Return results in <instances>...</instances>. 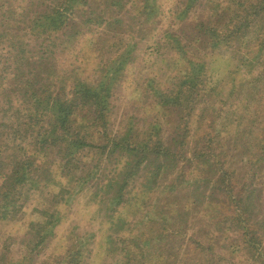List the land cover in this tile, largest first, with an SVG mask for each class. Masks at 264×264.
I'll return each instance as SVG.
<instances>
[{
  "label": "rangeland",
  "instance_id": "obj_1",
  "mask_svg": "<svg viewBox=\"0 0 264 264\" xmlns=\"http://www.w3.org/2000/svg\"><path fill=\"white\" fill-rule=\"evenodd\" d=\"M186 1L89 0V5L83 8L76 0L70 8L79 6L86 12H93L90 15L93 21L83 25L81 22L86 16L80 18L81 10L67 11L71 13L69 19L77 23L75 29L80 31V36H69L73 28L68 26L64 32L44 41L45 38L30 37L23 32H27L33 14L36 16L42 10L48 12L49 7L60 5L62 0H0V76H5L14 64L23 72H34L33 63L22 62L21 57H17L20 48L37 55L40 48L48 45L46 53L52 51L51 63L60 72V78L67 74V78L99 80L102 78L99 77L100 64L110 59L109 77L113 86L106 135L126 136L128 140L138 135L137 138L142 139L141 132L153 118L151 110H162L159 106L152 109L158 102V95L162 93L165 100V94L171 92L177 94V103L174 105L170 99L167 104L174 125L171 128L160 122L162 141L170 142L171 136L180 140L183 122L192 129L198 117H203V124L211 125L212 140L215 143L219 138L217 145L222 148L214 151L213 172H202L198 179L193 175L183 177L180 183L176 179L181 170L178 169L183 166L186 172L192 170L184 159L174 168L164 169L148 186H144L145 180L154 171L143 162L129 177L128 187L122 192L126 200L119 207L116 203L121 181L135 159L126 162L127 153L117 149L108 161H103L104 155L99 149L85 148L76 153L75 162L63 167L61 156L52 149L47 160L37 162L38 170L31 167L33 172H28L31 181L14 189L17 193L14 206L7 210L10 212L0 211L4 219L0 218V264H65L67 253L80 242L86 246L82 264H264L261 258L264 257V50L259 47L264 41V13L257 15L255 9V13L247 17L251 26L236 35L237 40L232 37L233 47L222 41V30L229 34L227 30L232 31L236 19L241 22L240 9L230 8L225 15L218 11L213 14L209 5L215 7L216 0H197L192 9L185 11ZM219 3L227 6L223 0ZM218 14H223L225 19L215 24L214 16ZM229 15L235 16L230 22ZM198 24L203 25L201 30ZM219 24L226 26L220 28L222 33L217 30ZM166 31H175L184 44L192 43L193 53L186 55L181 51L178 54L172 51L170 43L162 44L161 36ZM10 38L15 41L11 42ZM85 56L86 60L81 62ZM186 59L190 60L188 68L192 65V73L201 74L205 80L206 93L201 97L187 98L182 91L178 93L179 83L187 73ZM119 60H125L120 68ZM61 81L60 86L69 90L70 81ZM41 83L33 85L34 89L43 92L52 88L43 79ZM24 85L22 80L13 78L12 73L0 80V144L5 148L0 153L1 163L8 162L17 147L26 148L31 141L32 130L19 132L16 137L12 133L15 128L24 131L19 116L30 109L29 93L23 90ZM10 97L13 106L18 105L23 112L9 108L7 99ZM46 121L45 118L44 124ZM75 131L81 130L74 124ZM96 131L91 126L84 136L87 142L99 146L106 139L102 130L101 133ZM192 134L195 133L190 134L191 145L197 140V135ZM220 160H225L222 170L227 172L223 179L229 185L232 183L231 190L235 187L228 191L229 194L242 193L241 202L235 199L238 207L248 204L244 214L243 211L242 214L231 212L233 203L228 201V196L225 207L216 205L213 208L210 196H214L213 199L220 198L221 194L224 196L215 188L219 185L216 162ZM117 163L122 167L119 182L107 188L108 177L113 175ZM39 165H43L41 169ZM6 169L5 166L0 169V176ZM83 178L88 179V183H83ZM215 181L218 184L215 185ZM6 188L11 186L3 184L0 177V190ZM105 192L109 193L107 197ZM195 194L199 196L198 203L190 209L189 203ZM175 197L180 199L177 206L180 211L171 214L168 203ZM186 207L189 209L184 211ZM115 208L119 210L116 216L124 222L118 232H114L118 227L106 222L109 211ZM226 217L229 220L220 222ZM51 232L52 236H46L36 247L38 237ZM106 234L107 237L111 235L112 244L108 248L113 250L99 256L107 240ZM129 251L136 253L137 260H129ZM141 252L143 258L138 259ZM158 254L164 256L163 263L160 257L155 258ZM198 255L204 257L201 259Z\"/></svg>",
  "mask_w": 264,
  "mask_h": 264
},
{
  "label": "trees",
  "instance_id": "obj_2",
  "mask_svg": "<svg viewBox=\"0 0 264 264\" xmlns=\"http://www.w3.org/2000/svg\"><path fill=\"white\" fill-rule=\"evenodd\" d=\"M77 1L82 4L83 8H86V6L89 5V0ZM220 1L222 0L215 1V7L214 5H209V9L214 10L213 14L217 13L216 11H218L219 13L221 12L225 15L230 8H238L240 9L239 13L242 14L241 22H239V19L237 18L236 24H234V26L232 27V31L227 30V32L229 31V34L224 32V28L226 27L225 25L220 26L219 24L217 26V30L219 32H221L220 28L224 29L222 30L223 33L221 32L222 41H224L226 45L231 43V45L235 47V44L233 43L234 40L232 37H234L235 39L236 35L250 28L251 21L249 22L247 17L250 16L251 13L254 14L255 9L257 11V15L261 14L262 12L264 13V0L258 1V4L256 2L253 3L251 0H223V2H225V5H227L225 7L222 6L221 3H219ZM75 2L76 0H62V2H60V5L49 7L48 12L47 10H42V12L38 13L36 16H34L33 14L30 20L28 21L29 26L27 32L24 31L23 33H28L30 37L45 38L44 41H46L49 40L52 35L58 34L62 31L64 32V30L68 28V26L71 29L72 26L73 30H71L69 36L78 38L80 36V31L75 29L77 28V23L69 19V15L71 13L67 11H71L72 13H74L76 10H81V12H79L80 18L86 16L81 22L83 25H87L88 23H91L93 21L90 16L93 12H86L82 10L79 6L71 9L70 5ZM196 2L197 0H187L184 10L188 11V9H192V7L196 5ZM234 11L235 9L232 10L231 13H233ZM223 14L215 15V21L213 22L215 24H218L219 20H224L225 17H222ZM234 18L235 16L233 15L227 16L229 22ZM198 27L199 29L203 28V25L198 24ZM241 28H243L244 30L242 31ZM206 29L208 28H204L203 30ZM204 33L207 32L203 31V34ZM161 37L162 44L170 43V48L172 49V51L177 52L178 54L183 51L184 53H186V55L193 53L192 43H182V38L179 37V34L177 35L175 31H166ZM239 37L238 41L240 40ZM10 39L11 42L15 41V39ZM44 41L42 42V47L44 46ZM261 43L262 44L259 47H261L263 51L264 41ZM47 46L48 45H45L46 48H40L38 50L37 53L40 55H34V53L30 55L29 50H27L26 52V49L20 48V55H18L17 57H21L22 62L25 61L27 63H33L34 72H23L17 64H14L15 67H13L12 70L8 71V73H12L13 78L17 80H22L23 83H25L23 90L25 88L28 91L27 93H29L28 104L30 105V109L28 110L27 108L23 112L22 108L17 107L18 105L15 107L13 106V100L11 99V97L7 99L9 108L14 110L15 112H23L20 114L19 117L20 119H22L21 121H23V125L25 126L24 131H21L20 128H15L12 133L16 137L19 135V132H27L28 130H32V132L30 139L31 141L26 145V148L24 146L17 147V149H15L17 151H14L15 154L8 161L10 163L0 162V169H3L4 166L7 168L3 176H0L2 179V183H6L11 186L10 189L6 188L3 191L0 190V211H7L8 209L10 210L11 207L14 206V197L17 193V190L14 189L22 183L31 181V179L28 178V175L33 172L31 167H34L38 170L37 162L41 163L44 162L43 159L47 160L48 154L52 149H56L57 153H59V156H61L62 162L64 163L63 167L64 165L68 166V164H72V162H75L77 159L76 153H79V151H85V148L99 149L100 153L104 155L102 156L103 161H108L110 157L114 155L117 149L125 151L127 153L128 159L126 160V162H129L130 158L131 160L132 158L135 159L134 163L131 164L129 171L125 172L123 180L121 181L118 202L116 203V205H118L117 207H119L126 200L125 198H122V192L128 187L129 177H131L135 173L136 167L139 169L140 165L143 162H145L147 166H152L154 171H152L153 173L148 178V180H145L144 186H148L150 182L154 181V179L157 178L160 173L164 171V169L168 170L174 168L176 164L181 161V159H184L186 162H188L189 165L192 167V170H188L186 172V170L182 169L183 166H181V168L178 169L181 170L178 172V177H176L177 180H179L180 178H182L183 180V177L186 179L190 176L192 177V175L198 179V176L202 172L205 174L208 172H213V170L211 169V162L214 159V151L218 148L221 150L222 148L221 146L217 145L220 141L219 138H216L215 143L212 140L213 136L210 134V132H212L210 127L211 125H204L203 117H198L197 121H195L196 124H194L195 126L192 129H189L187 125H184V121L182 126L183 134L180 140H177L175 139V137L171 136L172 138L170 139V142L164 143L160 137V122H162L165 126L167 125L171 128L174 125L172 123V121H174L173 114L172 111L167 110V104L169 103L170 99H172L173 104L175 105V103H177L175 102L177 99V94L172 95L171 92H167L165 94V100H163L164 97L162 93L158 95V102H156L155 105H152V109H156V107L159 106L162 108V110H151L153 111V121L150 120L149 122H147V129L141 132L143 133V135H141L142 139H138V135L132 136V139L130 140L125 139L126 136H123V139L114 136H108L106 135L104 130L106 129L109 121L108 112L111 110V90L113 86V81L109 77L110 63H112L111 60L106 59V62L100 64L101 66L99 67V77L102 78L99 80L91 81L93 78H80L77 76L67 78V74H65L64 78H60V72L58 71L56 66L51 63L52 51H48V53H46ZM95 51H97V48H95ZM11 54L12 53H10V55ZM48 54H50L49 57ZM32 58L34 60H32ZM86 58L87 56L81 58V62H84ZM118 59L119 58H117V61ZM189 61L190 60L187 59L185 61V63L187 62V73L182 77V80L179 83V87L181 89L178 93L182 91L183 93L181 94H184L185 96H187V98L192 96L194 98H197L199 96L201 97L206 93L205 80L202 79L201 74L192 73V65L188 68L190 64L188 63ZM117 64L120 68L125 64V60H119ZM205 67H207V65ZM204 72L207 71L204 70ZM8 73H6L5 76H0V80H5V78H8ZM27 74H29L31 77L27 76ZM41 74H44V76H41ZM37 77H39V80L37 79ZM42 79L43 82H47L48 85L52 88H46L43 92H41V90H35L34 86L38 83H41ZM64 79L69 80L71 83L69 90H65L64 86H60V82H62L61 80ZM41 84L43 85V83ZM54 85L55 87L58 85L57 88H53ZM10 91L16 92L14 89H11ZM16 103L18 102L16 101ZM47 107L48 110L45 109ZM162 113H166L167 115ZM159 114H162V117H159ZM45 118L47 119L46 124H44ZM182 120H185V117H183ZM18 121L19 120H17V122ZM74 124L78 125L81 131L74 132ZM91 126L94 127L95 131L99 129L96 131V133H101L99 132L101 130L103 131L102 135H104L106 139L103 144L96 146L91 142H87L85 140L84 134L89 133L87 132V130ZM178 129L179 128H177L176 131ZM191 132L195 133L191 136L197 135V140L194 142L193 145H191L190 140ZM213 132L215 131L213 130ZM136 134H139V132H136ZM219 134L220 133L218 132L216 136L218 137ZM176 135H179V133H176ZM3 149L5 148L0 144V153ZM187 149H190L191 152H187ZM159 158H161V160H159ZM216 161H218L217 158ZM193 162L195 163V165H193ZM219 163L221 164L220 167ZM224 163L225 160H220V162H216V170L217 172L219 171V173L217 174V181H219V185H217L215 188L218 191L221 190L224 196H222L221 194V197L217 199H213L214 196H210V198L212 199V203H214L213 208H215L216 205L218 207H225V205H227L226 198L230 197V200L228 201L230 203H233L232 208L234 209L231 212L238 211L242 214L243 211L244 214L246 211H248V204L245 203V206L243 208L242 206L238 207L235 201H242V193L233 194V192L229 194L228 191L231 190L232 183L229 185L227 184V182H225V179H223L224 174L227 173L226 171L222 170V166ZM118 165V163L115 165L112 171L113 175L111 177H108V183H106L107 188H112L114 182H119L118 179L121 175L120 172L122 170V167ZM42 166L39 165V169H41ZM87 175L89 176V174ZM228 175L232 177L231 173ZM83 179V183H88V179ZM204 180L205 179H203V181ZM180 182L181 180H179V183ZM216 184H218V182L215 181V185ZM234 188L235 187H233L232 190H234ZM108 194V192H105L106 197L108 196ZM193 199L194 200H191L189 203L190 209H192L194 206H197V199H199V196L195 194V197L193 196ZM103 200H106V198ZM179 200V197H175L173 201H169L168 206L169 212L171 214L178 213L180 211L177 208L180 203ZM189 208L186 207L184 211L188 210ZM106 210L108 211L107 203ZM118 211V208L111 209L107 215L106 222L113 224L114 228L118 227L117 230L114 232H118L119 230H121L124 224V222H120V216H116ZM9 212L10 211H7L6 214ZM1 217L2 220H4L0 212V218ZM117 220L120 222V225ZM226 220H229V217L220 220V222ZM241 228L245 229L244 227ZM40 231L41 229L37 230L38 233ZM243 233H245L247 237L245 230H243ZM46 236H52V232L50 233V235L46 234L38 237L39 240L36 243V247L40 243L44 242ZM242 236H244V234ZM106 237L107 234L105 238ZM110 238L111 235L109 234L106 243L102 248V251H100L99 253V256L107 255L113 250L111 248H108V246H111L112 244V240ZM246 240L249 241L248 239ZM84 249H86V246L82 242L78 243L73 251L67 253L65 264H82L84 260ZM130 251H132V249ZM130 251L128 254L129 260H131V258H133L134 261L137 260L135 258L136 253H130ZM89 252L90 251H86V253ZM142 255L143 252L140 253V257H138V259H142ZM160 255L161 254H158L157 256H155V258L160 257L159 259L161 263H163L162 260L164 259V256ZM198 256H201V259L204 257V255ZM261 258L264 262V257L261 256ZM88 259H90V256H88ZM149 259L150 261L152 260L151 258ZM205 259H209V257L205 256ZM212 259L215 258L212 256Z\"/></svg>",
  "mask_w": 264,
  "mask_h": 264
}]
</instances>
